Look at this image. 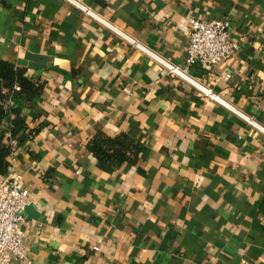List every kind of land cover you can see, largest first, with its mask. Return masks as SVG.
<instances>
[{"label": "crops", "instance_id": "crops-1", "mask_svg": "<svg viewBox=\"0 0 264 264\" xmlns=\"http://www.w3.org/2000/svg\"><path fill=\"white\" fill-rule=\"evenodd\" d=\"M77 1L0 0V58L41 84L10 100L31 264H264V0ZM220 16L237 50L189 73L227 103L160 59ZM99 133L142 149L104 167Z\"/></svg>", "mask_w": 264, "mask_h": 264}, {"label": "built area", "instance_id": "built-area-1", "mask_svg": "<svg viewBox=\"0 0 264 264\" xmlns=\"http://www.w3.org/2000/svg\"><path fill=\"white\" fill-rule=\"evenodd\" d=\"M73 1L79 3L77 0ZM80 5L96 15L88 6ZM237 48L238 43L232 38L231 19L228 16L211 19L191 17L186 65L160 59L166 64L171 75H179L212 98L227 103L212 88L193 78L189 73V67L197 62L204 65L216 64L233 55ZM16 89H20V85L17 84ZM8 134L12 146L11 163L7 173H0V264H17L21 260L31 264L32 260L26 253L21 232V225L27 219L26 208L30 200V192L24 185L22 175L16 169V152L20 140L10 132Z\"/></svg>", "mask_w": 264, "mask_h": 264}, {"label": "trees", "instance_id": "trees-1", "mask_svg": "<svg viewBox=\"0 0 264 264\" xmlns=\"http://www.w3.org/2000/svg\"><path fill=\"white\" fill-rule=\"evenodd\" d=\"M20 89H16V85ZM41 84L34 82L27 76L24 68L0 58V173L8 172L11 163L12 146L10 135L25 137L24 131L28 122L20 108L10 105L15 95L23 96L33 104L35 95L39 92ZM126 135L110 136L105 133L95 135L89 142L90 149L99 157L101 165L109 166L111 163H121L135 158L142 149L140 142L126 145Z\"/></svg>", "mask_w": 264, "mask_h": 264}]
</instances>
